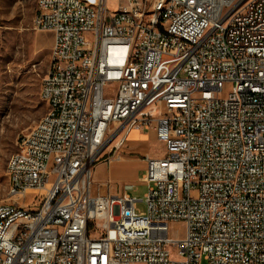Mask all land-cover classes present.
Listing matches in <instances>:
<instances>
[{
	"label": "built area",
	"instance_id": "obj_1",
	"mask_svg": "<svg viewBox=\"0 0 264 264\" xmlns=\"http://www.w3.org/2000/svg\"><path fill=\"white\" fill-rule=\"evenodd\" d=\"M109 1L37 0L50 121L8 158L0 264H264V0ZM151 128L145 210L135 184L94 191L105 148Z\"/></svg>",
	"mask_w": 264,
	"mask_h": 264
},
{
	"label": "rangeland",
	"instance_id": "obj_2",
	"mask_svg": "<svg viewBox=\"0 0 264 264\" xmlns=\"http://www.w3.org/2000/svg\"><path fill=\"white\" fill-rule=\"evenodd\" d=\"M146 1L151 5L155 0ZM36 3L37 0H0V201L20 200L9 195L7 161L17 150L24 133L47 112L42 81L50 65L53 33L33 28ZM108 8L115 10L117 2L110 0ZM117 87L116 82L108 85L113 92ZM228 91L229 87L226 86L223 94L226 96ZM118 151L111 146L105 148L98 162L112 157ZM114 165L108 162L103 170L101 179L109 182L107 189H119L121 184L133 179L135 189L129 193L139 199L137 209L144 211L148 185L140 179L145 168L135 164L128 172L127 168L120 170ZM107 173L109 178L106 177ZM55 177V174L51 175L50 180L53 181ZM108 182L99 183L94 180V191H100ZM29 199L33 200L32 195H29ZM177 230L180 238L185 236L184 223H172L169 235L175 237Z\"/></svg>",
	"mask_w": 264,
	"mask_h": 264
},
{
	"label": "crops",
	"instance_id": "obj_3",
	"mask_svg": "<svg viewBox=\"0 0 264 264\" xmlns=\"http://www.w3.org/2000/svg\"><path fill=\"white\" fill-rule=\"evenodd\" d=\"M158 147L160 150H158ZM163 154L164 145L159 142L154 128L149 130L133 129L128 134L125 145L118 152L114 153L112 157H107L95 165L93 178L95 181H99V183L108 182L106 179H101L104 173L103 170L106 168L108 162H111L112 165L115 164L120 170L127 168L126 171L130 172L131 167L135 164H140L141 168L146 169V155L151 158H159ZM107 175L108 173L106 174V177ZM131 177L133 178V176ZM126 184H134L133 179L127 181L125 184H121L119 189L114 188L109 190L107 189L108 186L103 185L101 192L120 194L124 191V185Z\"/></svg>",
	"mask_w": 264,
	"mask_h": 264
},
{
	"label": "bare ground",
	"instance_id": "obj_4",
	"mask_svg": "<svg viewBox=\"0 0 264 264\" xmlns=\"http://www.w3.org/2000/svg\"><path fill=\"white\" fill-rule=\"evenodd\" d=\"M176 0H165V2H175ZM257 0H248V3H255ZM44 81V80H43ZM42 95L44 98V85H42ZM50 121V111H47L44 116L40 118L35 124V129H43V125L49 124ZM33 127V126H32ZM26 142V134H24L18 143ZM15 156V162H22V153H15V151L10 155V157ZM7 170V167H6ZM9 177V193L14 190V175H8Z\"/></svg>",
	"mask_w": 264,
	"mask_h": 264
}]
</instances>
